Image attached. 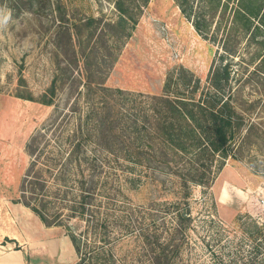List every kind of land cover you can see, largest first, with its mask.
Listing matches in <instances>:
<instances>
[{
    "label": "rangeland",
    "instance_id": "obj_1",
    "mask_svg": "<svg viewBox=\"0 0 264 264\" xmlns=\"http://www.w3.org/2000/svg\"><path fill=\"white\" fill-rule=\"evenodd\" d=\"M114 2L61 0L58 8L55 0H38L33 6L28 0H0L13 11L8 28L0 30V198L6 195L16 203L20 197L32 159L27 144L34 136L42 140L45 132L50 137L53 128L51 143L62 148L72 144L69 136L81 137L83 147L104 161L112 156L95 146V123L88 119L92 108L110 102L113 118L121 113L140 118L146 102L164 94L170 75L175 79L184 69L203 88L209 71L229 63L227 86L246 121L237 157L228 158L210 184L188 183L189 188L178 176L186 172L179 167L185 161L144 166L121 160L128 173L116 168L110 178L115 197L122 201L116 206L122 213L106 217L111 243L104 246L99 241L102 230L89 232L81 220L73 219L70 226L81 234V243L88 242L87 250L96 244L123 264H142L150 252L143 254L138 226L154 225L156 234L164 236L177 211L185 208L190 215L178 233L181 244L172 264H264V232L255 240L248 238L264 224V35L251 34L253 28L246 31L240 20H233L239 0H222L219 8L210 10L206 38L175 0H149L140 12L134 10V25L124 30L108 27L118 16ZM69 32L74 40L79 38L74 54ZM104 87L127 95L113 96ZM47 100L51 103H44ZM121 214L132 219V234L120 236L119 224L127 222ZM48 227H54V237H48L54 238L55 257L47 261L78 263L80 254L70 234L61 226ZM45 236L40 232L39 237Z\"/></svg>",
    "mask_w": 264,
    "mask_h": 264
},
{
    "label": "trees",
    "instance_id": "obj_2",
    "mask_svg": "<svg viewBox=\"0 0 264 264\" xmlns=\"http://www.w3.org/2000/svg\"><path fill=\"white\" fill-rule=\"evenodd\" d=\"M175 1L196 32L206 38L210 10L219 8L222 0ZM55 2L59 8L61 0ZM148 2L149 0H115L117 19L106 26L124 30L126 25H134L137 20L134 10L140 12ZM34 3H38V0H28L29 6ZM236 7L233 20H240L246 31L253 28L251 34L264 35V0L259 4L258 0H239ZM76 28L78 26L74 24V29ZM67 34L68 44L73 47L74 54L79 38L74 40L70 32ZM181 72L175 79L171 75L167 77L164 94L153 96L151 102H146L145 109H142L145 114H141L140 118L132 120L129 115L122 113L121 117L113 118L112 108L108 106L110 102L90 110L92 114H88V119L91 118L95 123V146L101 147L112 158L101 161L94 150L88 151L83 147L81 137L76 139L69 136L67 141L71 145L66 148L56 147L51 143L55 142L53 128L50 137H45L43 131L42 140L34 136L27 144L32 159L24 175L20 197L15 202L30 208L46 226H61L70 234L75 251L80 254L76 264H90L94 260L96 264L99 261L98 264L124 263L115 260L114 255L106 253V250H101L103 246L97 248L95 244L92 246L94 249L87 250L90 247L88 242L81 243V234L74 232L70 226L73 219L81 220L86 226H90L89 232L102 230L100 235L103 238L99 241L104 246L111 243L108 238L111 234L110 226L106 217H111L116 211L122 213V208L116 207L122 201L115 197V188L111 185L110 178L116 168L128 173L124 171L126 167L122 161L144 166L156 162L168 165L171 162L177 163V160L185 161L186 164L179 167H183L186 172L178 176L183 186L189 188L188 183L210 184L226 160L237 157V144L246 121L236 111L231 98L233 90L227 86L230 77L229 63L218 64L209 71L207 86L203 88L199 87L198 80H192L191 73L184 69ZM103 90L121 98L127 95L119 88L114 90L104 87ZM44 103L50 104L51 100ZM128 128L132 131L128 132ZM43 132L39 134L42 136ZM135 155H138V160ZM102 199L107 200L103 202ZM102 209L105 210L104 214ZM189 215L190 212L185 208L178 210L175 215L177 220L165 230L164 236L156 234L157 227L154 225L147 224V229L138 226L137 233L144 239L143 254H151L145 257L147 263L142 264L173 263L171 258L178 254L181 244L178 233L182 230L183 220L188 219ZM121 216L127 222H118L119 232L122 233L120 236L132 234V219L124 214ZM116 223L117 220L114 225ZM256 228L253 233H248L249 239L255 240L264 232V224ZM137 263L141 264L139 260Z\"/></svg>",
    "mask_w": 264,
    "mask_h": 264
},
{
    "label": "crops",
    "instance_id": "obj_3",
    "mask_svg": "<svg viewBox=\"0 0 264 264\" xmlns=\"http://www.w3.org/2000/svg\"><path fill=\"white\" fill-rule=\"evenodd\" d=\"M53 229L45 226L28 207L3 195L0 198V264H51L48 261L55 257ZM40 232L46 236L39 237Z\"/></svg>",
    "mask_w": 264,
    "mask_h": 264
},
{
    "label": "clouds",
    "instance_id": "obj_4",
    "mask_svg": "<svg viewBox=\"0 0 264 264\" xmlns=\"http://www.w3.org/2000/svg\"><path fill=\"white\" fill-rule=\"evenodd\" d=\"M13 20V11L6 4L0 5V30H6Z\"/></svg>",
    "mask_w": 264,
    "mask_h": 264
}]
</instances>
